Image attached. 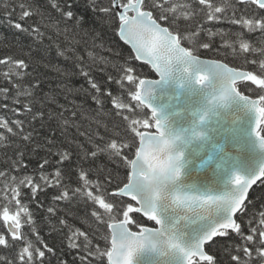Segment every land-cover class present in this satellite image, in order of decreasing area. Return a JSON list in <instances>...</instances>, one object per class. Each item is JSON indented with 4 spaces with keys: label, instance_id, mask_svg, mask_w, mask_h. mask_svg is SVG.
Here are the masks:
<instances>
[{
    "label": "snow or ice",
    "instance_id": "snow-or-ice-1",
    "mask_svg": "<svg viewBox=\"0 0 264 264\" xmlns=\"http://www.w3.org/2000/svg\"><path fill=\"white\" fill-rule=\"evenodd\" d=\"M198 2L200 6H203L199 11L208 20L226 19L233 25H239L241 29L246 28L248 32L258 30L261 33V39L264 40V0H236L242 5L240 8L236 7V3H228L227 0L224 8L215 5L212 0H198ZM76 7L78 5L75 0H46L42 11L33 0H28V2H21L18 5V18L20 21H24L26 17L30 18V12L26 9H32V12L42 19L47 17L51 23L45 27L54 30L57 37L63 36L64 38L63 44L56 45L57 54L66 60H71L74 67L78 69L79 75L87 79L91 89H94L96 93H100L101 89L91 76L93 66L98 63L111 64L116 70L118 78L108 73V80L115 82L119 89L126 91L131 101H135L134 105H130L115 98V106L117 108L130 107L134 112L139 110L145 116L147 114L144 113V108H149L157 132L155 134L149 132L145 135L136 131L138 121H132L131 131L135 132V136L139 137L140 141L135 152V159H132L128 152L121 151L122 148L136 147L135 143L129 145L124 142L118 145L116 140H113L99 149L100 152L107 154L109 159L120 158L124 165L131 169L126 179L116 182L114 187L111 186L115 178L111 177L110 173L108 177L102 179L100 177L97 180L91 179L94 169L83 166L89 153L79 144L77 145L76 164L78 172L76 182L79 186L75 189H71L68 183L63 182L65 179L70 180L71 176L59 167L66 161H70L73 155L71 151L57 150L53 153L52 147H49L48 153L59 156V159L53 162L43 158L38 167L28 174L27 166L23 164L25 150L20 149L17 145L18 158L16 153L12 157H7L4 169L0 170V178L3 180V183L0 184V221H2L0 223V246H4L6 252V255L0 256V264H51L50 256H55L54 249L48 246L44 237L39 234L40 229L32 219L35 213L30 210V206L34 204L37 208L41 207L39 195L43 194L47 198V189L52 188L54 190L53 203L45 209L44 219L50 220L55 216L58 223L63 226L66 221L64 216L59 213L63 211L65 215H73V199L79 202L80 197L84 195L83 189L89 186L94 190H99L96 195H93L92 191L87 192V199L93 205H99L98 208L92 210L91 217L95 219V222L107 224V227L111 229V246L110 248L105 247L103 250L94 248L90 233L81 232L79 228L75 229L73 235L82 236L83 240L79 245L71 244L70 246L79 247L88 256H95L100 264H102L104 256L107 257L108 264H133L134 254L147 245L153 249L178 250L183 256L184 264H224V260L216 254L221 251V241L215 238L232 239L233 234L235 239L239 240V244H227L222 248L230 256L228 264H264V211L259 213L257 222L256 214L250 211V205L253 208L255 205L251 200L245 202L250 186L264 177V167L247 177L235 174L232 180L234 185L232 191L223 196L191 194L179 190L168 191L169 185L181 172L178 165L182 160L183 152L175 151V142L179 140L185 145H189L194 141H199L202 150L208 152L209 158H211V154L216 152L219 146L217 138L222 139V130L208 126V122L214 114L212 109L215 104L222 103L229 97L240 99L255 111L256 127L253 129V134L260 147L264 148V135H262L264 130L259 127L264 123V107H258L255 100L242 95L234 86L238 79L251 81L252 84L259 86L258 93L247 85L244 87L248 91L258 94L260 101L264 103V60L259 62L258 74H253L251 71L241 72L216 60L200 59L197 48L189 49L182 46V40L191 43L190 37L196 38L198 32L202 31L197 28L192 29L188 36L174 34V32L179 33L181 26L177 9L187 8L189 5L169 4L165 7L164 4L158 5L156 0H88L85 11H91L94 15L102 14L97 17L102 23L108 24L114 30L118 28L120 39L130 44L135 50V59L151 64L159 73V81L170 78L176 65H181L187 80L196 85L205 86L209 81L210 73L218 78L219 95L211 98L209 107L200 113L199 119L193 122L191 129H186L182 135L174 136L167 130L166 120L160 114V109L153 107L147 100L153 86L158 81L139 79V73L134 78L130 74L134 71L132 65L125 67L122 64L113 63L107 57L98 56V59L93 57L92 52L88 49H104L106 45L101 33L97 29L87 26L86 15L78 14ZM48 8L53 11H48ZM228 8L231 9V16L226 15ZM144 9H158L157 19L168 20V27H162L157 19L153 18V12ZM129 13L133 15H129ZM14 14H17L15 8L9 12V16ZM117 18L118 25L116 24ZM9 23H12L11 20ZM12 26L21 33L34 37V41H43L45 34L40 31L39 26L33 28L31 25H22L20 22H15ZM170 28L173 31H170ZM236 38L240 41L239 47L242 51H255L250 48L247 42H244L242 33L237 34ZM97 41H100V44H97ZM225 45L233 46L227 40H225ZM47 47L50 48L51 45ZM199 47L209 49L211 44L205 42L201 43ZM81 49L87 52L90 62L82 58ZM107 50L111 51V49ZM260 51L264 56V49ZM32 61L33 57L29 53L27 63L23 58L9 56L5 60H0V64L9 68V72L4 73L5 78L10 75L24 78L32 75L25 72V69L31 66L35 71V68L42 63L37 60L33 64ZM44 67H49V64H44ZM52 67L57 72H63L66 77L76 74L68 68H60L56 65H52ZM101 70L103 71V69ZM125 80L128 82L127 84L123 82ZM184 82V78H181V84ZM40 83L42 81L37 79L36 85ZM62 86L68 92L80 91L68 84ZM57 87L59 88L61 85L58 84ZM84 91L87 94V90ZM35 92V86L25 89L21 85L16 88L14 95H10L7 87L0 88V94H3L5 100L10 99L13 105H20L19 108H9L13 116L23 115L24 117L18 119L0 116V129L3 130L0 131V145L5 142L11 143V138L16 137L26 142L25 149H27L34 140L33 133L37 129L33 121L37 119L40 121V127H44L47 121L55 117L57 126L65 128V131L62 132L65 137H67L66 126L68 125L76 127L79 132L80 126L72 119L78 114L75 104H73L71 116H67L65 113L69 109L66 105L58 103L55 92L44 93L43 97L36 95ZM107 94L112 95L110 91ZM92 99L97 104L101 103L98 95L93 96ZM49 100L63 111L56 112L48 108L45 114L44 109ZM0 106L9 107L7 104ZM152 121L145 118L140 123L145 129H148ZM26 128L29 130L25 131ZM80 134L83 135V133ZM46 139L49 145L55 146L54 139ZM36 146L43 147L39 144ZM97 155V151H91V162L95 161ZM217 155L220 156L222 153H217ZM48 168L54 169V175L48 171ZM99 170V167L95 169L96 172ZM260 183L264 184V179H260ZM70 191L72 192L71 196L69 195ZM162 199L167 207L183 209L186 214L185 218L188 213L198 219L205 220L206 218L205 223L199 226V235L195 243L189 247L181 245L179 238L173 234L172 229L162 219L158 209V204ZM62 200L66 201L65 209L55 207L56 202ZM133 202H136V206L133 205ZM141 213L142 215H140ZM144 217H147L148 221H154L160 227H142L145 222ZM22 220L23 223L29 225L27 232L21 230ZM108 221H114V223L109 224ZM130 225L139 228V231H131ZM245 226L247 233L244 230ZM68 227L72 231L71 225ZM103 239L107 241L108 237L104 236ZM213 246L216 248L215 251H213ZM234 248L238 249L235 255L232 254ZM253 252L256 253L258 261L252 258ZM244 257H248V259H244ZM86 260L87 257L81 255V264H85ZM87 264H92V261L88 260Z\"/></svg>",
    "mask_w": 264,
    "mask_h": 264
},
{
    "label": "trees",
    "instance_id": "trees-1",
    "mask_svg": "<svg viewBox=\"0 0 264 264\" xmlns=\"http://www.w3.org/2000/svg\"><path fill=\"white\" fill-rule=\"evenodd\" d=\"M157 1L159 4H164L165 7L169 6V4L189 5L187 8L181 7L177 9V15L180 17L181 22L178 34L180 36H188L192 29L197 28L202 29V31L198 32L196 38L190 37V39H192L191 43L187 40H182V43L186 47L189 49L197 48L200 57L221 60L234 68L258 74L259 62L264 60V56L261 55L260 51L261 49H264V40L261 39V33L258 30L248 32L246 28L241 29L239 25H233L226 19H222L220 21L208 20L204 14L199 11L203 6L199 5L198 0H169L168 2L165 0H156V2ZM21 2H28V0H0V60H5L7 57L12 56L16 58H23L27 63L28 54L30 53L33 57V64L37 60L42 61V63L35 68V71L31 66L25 69V72H29L32 75L24 78L13 77L11 75L8 78H5L4 73L9 72V68L4 64H0V88L7 87L10 95H14L16 88L21 85L25 89L30 86H35V94L41 97H43L44 93L55 92L57 94L58 103L66 105L69 109L65 115L71 116V110L73 109V104H75L78 114L77 116L72 117V119H74L76 124L80 127L78 132L76 127L71 125L66 126L67 137H65L62 135L65 128L57 126L55 117H53L52 120L47 121L44 127H40L39 119L33 121L37 131L33 133L34 140L27 149H25L26 142L16 137L11 138V143L5 142L3 145H0V170L5 167L6 158L12 157L13 154L16 153L17 145H19L20 149L25 150L23 164L27 166L28 174H31L33 169L38 167L39 163L43 161V158H47L53 162L59 159V156L48 153L47 149L49 147H52L53 153L57 152V150L71 151L73 155L70 158V161H66L59 167L71 176L70 180L65 179L63 182L68 183L71 189H75L79 186L76 182L78 177V172L76 170L78 152L77 145L79 144L89 153V157L83 162V166L85 168L92 167L94 169L91 179L97 180L98 177L102 179L104 177H108V174L110 173L111 177L115 178L113 185L111 186L114 187L116 182L126 179V177L130 174L131 169L130 167H126L120 158L114 157L109 159L107 154L100 152L99 149L104 147L106 144L111 143L113 140H116L118 145L124 142L129 145L135 143L136 147L121 149L122 152H128L129 156L132 159H135V152L139 147L140 141L139 137L135 136V132L131 131L132 121H138L136 124V131L142 133L144 131H153L155 123L152 121L151 113L144 108V113L147 114L145 116L141 114L139 110H135L134 112L130 107L117 108L115 106V98H118L122 103L130 105H134L135 101H131L126 91L119 89L115 82H110L108 80V73H111L113 76L118 78V74L111 64L105 65L104 63H98L93 66L91 76L99 84L101 91L100 93H96L94 89H91L87 79L79 75L78 69L74 67L73 62L71 60H66L57 54L56 45L63 44L64 38L63 36L57 37V33L54 30L45 27V25L51 23L47 17L42 19L40 16L34 14L32 9H26L30 12V18L26 17L24 21L19 20L18 5ZM33 2L40 7L42 11L44 10L46 0H33ZM75 2L78 5V7H76L77 13L86 15L87 26L97 29V31L101 33L103 41L106 45V48L104 49H88V51L92 52L93 57L97 59L98 56L107 57L113 63L122 64L125 67L127 65H132L134 71L130 74H132L134 78L137 76V73H139V79L156 78L154 72L148 65L142 64L135 59V55L132 50L120 39L118 35V28L114 30L108 24L102 23L97 18L98 15L102 14L94 15L91 11L86 12L85 9L87 7L88 0H75ZM212 2L215 5L224 8L226 0H212ZM227 2L236 3L237 8L242 7V5L237 3L236 0H227ZM13 8H15L17 14L9 16V12H11ZM47 10L53 11L50 8ZM150 10H152L156 17H158V9ZM181 13H184V15H181ZM226 15H232L230 8L226 9ZM9 20H11V24L9 23ZM158 20L161 24L168 27V20ZM15 22H20L22 25H31L33 28L39 26L40 31L45 34L43 41H34V37L27 36L15 29L12 26ZM116 24H119L118 18ZM170 29L173 31L172 28ZM239 33L243 34L244 42H247L250 45V48L255 49V51L244 52L240 49V41L236 38V35ZM49 37H51V39H49ZM225 40L233 46H226ZM205 42H209L211 44L209 49L199 47L201 43ZM97 44H100V41H97ZM48 45H51V47H47ZM107 49H111V51H108ZM80 55L85 61H89L87 52L83 49L80 50ZM44 64H49V67L45 68ZM52 65H56L60 68H68L76 74L66 77L63 72L55 71ZM101 69H103V71ZM37 79L41 80L42 83L36 85ZM13 82L15 83V87ZM123 82L125 84L128 83L126 80ZM58 84H60L61 87L58 88ZM63 84H68L74 89H80V91L68 92L63 88ZM245 85L249 86L251 89H255L256 93L259 92L258 85H254L251 81H247L242 83L239 88L243 94L252 98H259L258 94L248 91V89L244 87ZM85 89L87 90V94L84 91ZM109 91L112 95L107 94ZM96 95L100 97V104H97L95 100L92 99V97ZM46 103L47 107L44 109L45 114L47 113L48 108H51L56 112L63 111L62 109H58L56 104H53L50 100ZM3 104H7L9 107L0 106V116L18 119L24 118L23 115L13 116V113L9 111V108H19L20 105H13L10 99L5 100L3 98V94H0V105ZM145 118L152 121V124L148 129H145L142 123H140ZM28 130L29 129L27 128L25 129V131ZM262 130H264V124ZM0 131L3 130L0 129ZM80 133H83V135ZM262 134L264 135V131H262ZM46 138L54 139L56 141L55 146L53 147L52 145H49ZM37 144L43 145V147H37ZM33 149H35V151H33ZM91 151H97L98 153L94 162H91ZM16 155L18 158V153H16ZM97 167L100 169L99 172L95 171ZM48 171L54 175L53 168H48ZM2 183L3 180L0 178V184ZM88 191H92L93 195H96L99 190H94L91 186L84 188V195L80 197L79 202H77L76 199H73V215H65L63 211L59 213V215L64 216L66 221L63 226L58 223L55 216H53L50 220L44 219L46 215L45 209L53 203L52 195L54 194V190L52 188L47 189V198H45L43 194L39 195L38 198L41 201V207L37 208L34 204L30 206V210L35 213L32 219L35 225L40 229L39 234L44 237L48 246L53 247L54 249L55 256H50L51 264H81V255L87 257L85 264H87L88 260L92 261V264H100V261H98L95 256H88L87 253H83L79 247L73 248L70 246L71 244L79 245L83 240L82 236L78 237L73 235V232L77 228H79L81 232L87 231L90 233L94 248H99L101 250L105 247L110 248V228L107 227V224L95 222V219L91 217L92 210L94 208H98L99 205H93L92 202L87 199ZM69 195H72L71 191L69 192ZM248 200H251L255 205L254 208L250 205V211L256 214V220L258 222L259 213L264 211V184L259 183L256 185L250 192ZM133 205L135 206L134 202ZM55 207L65 209L66 201L62 200L56 202ZM74 217L76 218L74 219ZM143 219L145 222L142 227L156 226L154 222L148 221L145 218ZM113 222L114 221H108L107 223L110 224ZM0 223H2V221H0ZM68 225H71L72 231L69 230ZM130 227L134 231L139 230V228L135 226L130 225ZM28 229L29 225L23 223L22 220V232H27ZM244 230L247 233L246 226ZM104 236L108 237L107 241L103 239ZM216 240L221 241V251L216 254L219 258L224 260V264H228L230 256H228L222 248L227 244H239V240L235 239L234 234L232 239L218 237ZM215 250L216 248L213 246V251ZM237 251L238 249L234 248L232 254H237ZM3 255H6V252L4 250V246H0V256ZM46 255L48 254L46 253ZM252 258L258 261V257L255 252H253ZM244 259H248V257H244ZM102 264H108L106 256L102 258Z\"/></svg>",
    "mask_w": 264,
    "mask_h": 264
},
{
    "label": "water",
    "instance_id": "water-1",
    "mask_svg": "<svg viewBox=\"0 0 264 264\" xmlns=\"http://www.w3.org/2000/svg\"><path fill=\"white\" fill-rule=\"evenodd\" d=\"M122 41L136 57L132 46L124 40ZM200 59L210 60L202 57ZM138 62L150 66L157 77L156 79L144 78L158 81L153 86L147 100L153 107L160 109V114L166 120L167 130L174 136L182 135L186 129H191L193 122L199 119L200 113L209 107L211 98L219 95L218 78L211 73L208 83L205 86H200L188 81L182 66L176 65L170 78L159 81V73L151 64L144 60H138ZM181 78L185 80L183 84H181ZM244 81L246 79H238L235 82L234 86L238 92L240 91L237 89V85ZM249 99L255 100L257 106L262 107L260 99L251 97ZM145 108L151 112L149 108ZM212 112L214 114L210 117L208 126L222 130V139L217 138L219 146L216 152L212 153L209 158V153L202 150L199 141H194L189 145H185L179 140L176 141L175 151L183 152L182 160L178 165L181 172L169 185L168 191L179 190L191 194L223 196L232 191L234 187L232 180L235 174L247 177L264 167V148L260 147L253 134V129L256 127L255 111L240 99L229 97L222 103H216ZM259 127L262 129V124ZM156 132L154 126L152 133ZM148 133L144 132L145 135ZM217 153H222V155L218 156ZM260 179H264V177ZM260 179L250 186L245 202H247L252 189L260 183ZM134 203L136 204V202ZM158 209L162 219L172 229L173 234L179 238L182 246L189 247L195 243L199 235V226L205 223L206 218L205 220L198 219L191 213H188L185 218L186 214L183 209L167 207L164 205L163 199L158 204ZM144 218L147 219V217ZM159 227L160 225H157L155 228ZM130 230L134 231L131 228ZM133 264H184V262L183 256L178 250L153 249L147 245L134 254Z\"/></svg>",
    "mask_w": 264,
    "mask_h": 264
},
{
    "label": "flooded vegetation",
    "instance_id": "flooded-vegetation-1",
    "mask_svg": "<svg viewBox=\"0 0 264 264\" xmlns=\"http://www.w3.org/2000/svg\"><path fill=\"white\" fill-rule=\"evenodd\" d=\"M165 1H169V0H165ZM179 1H181V0H179ZM158 5H159V3H158V1L156 2ZM144 10H150V9H144ZM150 11H152V10H150ZM153 12V11H152ZM130 14H132V13H130ZM153 15H154V18H156L157 19V17H156V15H155V13L153 12ZM158 20V19H157ZM159 21V20H158ZM163 25V24H162ZM163 26H165V25H163ZM165 27H167V26H165ZM169 30H171V29H169ZM178 36H180L178 33H176Z\"/></svg>",
    "mask_w": 264,
    "mask_h": 264
}]
</instances>
